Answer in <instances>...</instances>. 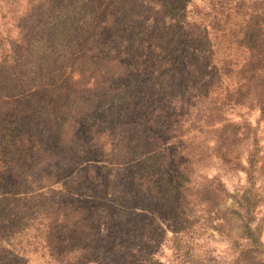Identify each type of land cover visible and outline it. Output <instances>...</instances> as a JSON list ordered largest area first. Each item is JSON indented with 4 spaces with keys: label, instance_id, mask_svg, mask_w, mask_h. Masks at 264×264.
Wrapping results in <instances>:
<instances>
[{
    "label": "trees",
    "instance_id": "obj_1",
    "mask_svg": "<svg viewBox=\"0 0 264 264\" xmlns=\"http://www.w3.org/2000/svg\"><path fill=\"white\" fill-rule=\"evenodd\" d=\"M261 134L264 0H0V264H93L130 239L168 264H264ZM93 154L125 205L108 231L74 198Z\"/></svg>",
    "mask_w": 264,
    "mask_h": 264
},
{
    "label": "rangeland",
    "instance_id": "obj_2",
    "mask_svg": "<svg viewBox=\"0 0 264 264\" xmlns=\"http://www.w3.org/2000/svg\"><path fill=\"white\" fill-rule=\"evenodd\" d=\"M194 2H198V0H194ZM244 117L248 119V121L252 125H254L257 119V114L255 112L246 113ZM260 130H261V124H260ZM259 136L261 138L260 140L261 144L264 147V134H261ZM95 156L96 154L92 155L93 158L89 164L90 166H93L94 172L98 173L97 169L99 168V165L96 161V158H94ZM161 171L167 177L171 175V165L168 156H165L162 160ZM202 173H204L208 177L218 175L220 177V180L224 184L225 188L227 189V191L228 190L232 191L233 188L243 183L242 174L228 176V175H224L214 167L204 169L202 170ZM103 176L104 173L103 174L98 173V175L97 174H94V176L92 175L91 178L88 177L84 181L85 185L82 192H80V194L77 197L74 196V198L79 199L80 202H88L90 200H93L94 202L97 203L96 204L97 207L101 206L99 208L100 210L99 221L103 225V229L106 228V231H108L109 228H107V225H110L114 220V210L117 209L118 207H125V205L120 203L116 204V199L110 198V196H108L107 198L104 197V193L102 191V187L104 184ZM96 193H99L97 198L100 201L97 200V198L94 199ZM126 194L130 195L131 197L129 207L131 208L130 210L132 212L133 206L135 205L134 203L135 198L133 197L132 193L128 191V189L126 190ZM140 210L141 209H137L134 210V212ZM146 212H148L151 215L152 219L159 225L160 228L165 229V227L168 226L166 221V216H161V214L153 211L150 212L146 210ZM203 232L205 233L204 241H206L205 243H207L208 247L213 251V256L225 257L227 254V246H226V242L220 237L219 233L211 229H206ZM104 234L105 233H103V235ZM143 243L144 241L138 239H130L128 241V244H124V248L113 251L111 250L110 246L107 245V243H103V246L100 248V254L97 257V262L93 264H168L169 263L170 253L166 250L159 252V254H153V255L140 254L139 247L142 248V246L144 245ZM43 261L44 260L41 257L33 255L29 257L27 264H43ZM8 264L11 263L8 262Z\"/></svg>",
    "mask_w": 264,
    "mask_h": 264
}]
</instances>
